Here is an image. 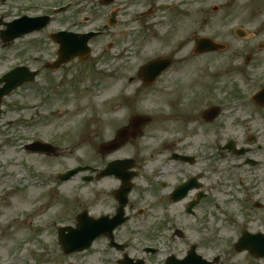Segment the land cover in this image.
I'll use <instances>...</instances> for the list:
<instances>
[{"label": "rangeland", "instance_id": "1", "mask_svg": "<svg viewBox=\"0 0 264 264\" xmlns=\"http://www.w3.org/2000/svg\"><path fill=\"white\" fill-rule=\"evenodd\" d=\"M130 2L131 12L135 13L133 29L140 32L161 28L163 34L161 40H154L140 53L139 63L155 55L172 56L174 53L176 64H197L196 70L202 81L197 94L210 91L201 96V110L208 107V101L222 108L220 117L214 120L215 124L214 121L209 123L213 126H203L200 117L188 111L183 115L190 120L186 121L182 116L178 120L182 132L176 133V137H186L184 143L190 146L188 153L198 152L200 155L198 165L191 172L202 173L201 182L207 190V198L197 208L198 217L195 219L184 214L182 204L172 209L169 217L181 221L179 225L180 228L184 226L186 236L190 234L192 239H196L197 235L193 233L198 231L203 237L210 238L216 245L214 253L218 255L219 264H264V260L258 262L248 253L232 250L240 234L263 230L258 214L264 217V107L252 103L250 97L264 85L261 81L264 77V0H195V4L193 0ZM192 6L195 10L191 9ZM214 7L218 9L213 11ZM75 8L81 13L74 16L76 21L88 19L91 13H95L93 20L97 23L89 24L88 28H100L102 23L98 22L97 4L87 0ZM15 12V9L0 5V15L13 17ZM236 29L244 32L242 39L234 35ZM201 37L224 44L226 49L193 56L194 41ZM163 38L167 41L162 42ZM36 39L28 37L15 41L8 48L0 46V76L17 66L40 72L35 83L15 90L2 104L0 264H114L111 257L116 254L108 250L105 241L100 239L90 250L65 255L59 245L58 229L67 226L75 228L76 217L84 210H88L92 218L107 212L109 209L102 205L104 199L100 195L114 188L116 181L109 178L99 183H85L82 182L85 173H80L61 183L56 180L55 174L75 167L102 168L110 159L133 156V146L112 153L99 150L100 144L112 141L116 131L127 125L128 114L136 105L135 101L130 104L121 102L125 93L129 92L123 79L128 73L125 70L120 73L122 77L112 78L106 75L107 69L111 68L108 64L91 68L92 65L87 63L81 67L73 65L71 72L66 73L68 75H52L45 65L52 58L50 46L45 43V46L41 44L39 48H34ZM99 50L97 48L93 54ZM141 65L137 64V67ZM190 70L186 68V72ZM63 81L66 84L60 87ZM145 93L148 92L139 94L136 101L138 106L145 108V114L152 121L144 128L145 137L137 144L142 151L141 157H158L163 142L175 138L172 129L181 113L173 108L177 112L170 120L173 110L169 99ZM236 98L242 99L234 101ZM215 134L219 140L217 146ZM249 134L255 135L263 146L257 154L248 156L259 163L255 168L242 164V154L237 156L218 149V146L222 148L230 141L240 147ZM34 139L51 143L57 148L56 157L28 153L25 146ZM207 141L212 144L206 145ZM11 174L15 176L14 180L9 178ZM25 174L33 175L32 180ZM140 183L138 181L139 188L142 187ZM221 184L225 185L226 193L222 191ZM30 186H34L39 194L36 202L29 206L30 210L37 209V217H29L27 212L7 213L9 195L25 194ZM46 203L49 212L43 214L41 207ZM259 208L261 213L257 212ZM14 215L21 217L20 226L10 223ZM50 222L55 225H49ZM135 229L141 231L142 228L131 223L119 235L126 237V232L133 235ZM169 232L157 241L165 242L160 245V253L171 249L170 252H173L174 248L179 251V246L173 245L178 240L173 242L168 239ZM167 240L170 245L166 244ZM162 255H157L148 264H158Z\"/></svg>", "mask_w": 264, "mask_h": 264}, {"label": "flooded vegetation", "instance_id": "2", "mask_svg": "<svg viewBox=\"0 0 264 264\" xmlns=\"http://www.w3.org/2000/svg\"><path fill=\"white\" fill-rule=\"evenodd\" d=\"M86 1L0 0V5L16 10V15L13 17L9 14L0 15V28H2L0 32L8 29V26L14 21L27 18L21 28L15 32V36L19 35L15 41L24 40L28 37L37 38L34 41V48H39L41 44L45 46V43H48L52 58L49 63L45 64L46 66L47 64H55L58 61L59 52L68 51L75 47L74 38L69 35H84L93 32L96 35L89 41L91 54L83 61L75 59L60 67H53V70H51L52 75H68L66 73L71 72L73 65L81 67L87 63L92 66L108 64L111 68L107 69L106 75H109V77H122L120 73L125 70L128 73L123 77L128 84L127 88H129V92L125 93L124 104H130L131 101L136 102L134 108L130 110L129 116L144 114L145 108L138 106L136 101L142 92L157 94L169 99V106L173 110L170 120L175 117L177 112L173 108L179 109L181 113L175 121L177 125L172 129V136H175V138L163 142V146L160 147L162 149L160 156L141 157L142 151L138 144L140 143L139 140L145 137L144 133H141V138H139L137 133L127 124L123 128L128 131L129 139L121 148L133 146V156L110 159V162L128 161L122 167L116 168L122 172L124 177L119 179L111 176L101 180L95 179L98 172L103 171L110 162H106V165L102 168H94L96 172L88 171L87 175L85 174L86 183H99L109 178L116 181L114 188L100 195L104 199L102 205L109 210L100 213L95 218L104 219L107 227L115 226L119 220H122L123 223L112 231V236L106 234L99 239L104 240L105 247L116 254L111 257L114 259V264H148L150 260L152 263L153 258L160 254H163V258L158 260V264L167 263L170 257L184 264H219L218 255L214 253L216 245L211 242L210 238L203 237V234L198 231L193 233H196V239H192L189 233L186 236L184 226L180 228L181 221L169 217L172 209L182 204L184 214L195 219L198 217L197 208L207 198V190L201 182L202 173L191 172V169H195L198 165L200 155H197L198 152L188 153L187 150L190 146H186L184 143L186 137L184 139H181L182 136L176 137L178 135L176 133L182 132L178 121L182 119L181 116L186 121L190 120L189 117L183 115L186 111L193 113L195 116L197 115L202 120L200 107L197 105V91L201 89L200 74L196 70L197 64H176L174 53L172 56H169V54L155 55L154 58L139 63L140 53L144 51L147 45L154 40L159 41L162 39V29L150 28L140 32L133 29V16L135 13L132 14L131 12V0H88L98 5L97 12L100 16L98 22L102 23L98 29H89V24L97 23L93 20V17L96 16L95 13H91V17L88 19L84 18L81 21L74 19V16H80L81 14L75 7ZM193 1L195 4V0ZM191 9L195 10L194 6ZM191 15L194 16L195 14ZM165 41L167 39L163 38L162 42ZM12 43L2 44L0 40L2 48H8ZM97 48H100V50L93 54V50L96 51ZM161 58L169 59L170 64L167 65L162 75L154 83H145L139 74L140 68L153 60ZM137 64L142 65L138 68ZM187 67L191 68L189 72H186ZM210 77L214 79L212 74ZM64 84H66L64 81L60 82L59 86L61 87ZM24 86L28 85L22 87ZM181 123L183 128V120H181ZM202 125L205 127L213 126L204 120H202ZM144 128L142 131H144ZM245 144L249 145L245 147ZM261 149L262 147L257 144V141L255 143H248L247 141L244 142L243 146L237 147V151H244L242 164L251 168L257 167L259 165L257 160L248 156L257 154ZM138 181L142 184L141 188L138 187ZM86 212L91 217L90 212L88 210ZM17 217V221H19L21 217ZM258 222L260 223V221ZM131 223L141 226V231L135 229L133 235L126 232L124 234L126 237H120L121 231ZM261 225L263 227L262 232L256 231L251 234L263 233L264 221L261 222ZM166 232H169L168 239L173 242L176 239L178 240L176 244H173L179 246L178 252L174 248L173 252H170L171 249L165 250V253H160V245L165 244V242L158 243L157 241L163 239ZM168 243L167 240L166 244L170 245ZM232 250L237 252L234 245ZM241 252L248 253L250 257L258 262L264 260L254 257L248 251ZM139 254L143 255L139 256Z\"/></svg>", "mask_w": 264, "mask_h": 264}, {"label": "water", "instance_id": "3", "mask_svg": "<svg viewBox=\"0 0 264 264\" xmlns=\"http://www.w3.org/2000/svg\"><path fill=\"white\" fill-rule=\"evenodd\" d=\"M220 48H222V47L212 43L209 40L202 39V40H199L197 42V47L195 48V52L196 53H204V52H208V51H214V50L220 49ZM86 51L87 50H85V52ZM80 53H84V52L83 51L71 52L69 54L70 58H67V60L74 57V55H78ZM65 61H66V59L61 57L58 64H61ZM148 67L144 68L143 71L146 73V70H147V74H150V75L152 73H154L156 71V69L158 68V66H153V67H150L149 69H147ZM34 77H35V73H30L26 68H16V69L12 70L10 73H8L7 75L3 76V78L0 79V84L3 83V87L0 88V101H1L3 96L9 94L13 89L19 87L22 83H24L26 81H32L34 79ZM216 114H217V112L215 110L210 113L212 118ZM145 122H147V119L135 118V119H133L131 125L133 127H136V126L138 127ZM124 138H125V133H124V131H122L119 133L118 140L120 141V140H123ZM101 148L108 150V149H116L117 147L115 144H111L108 146H101ZM29 149H31V151H33V152H43V153L44 152L50 153L52 151L51 147L46 146V145H40L37 143L31 145L29 147ZM80 171H82V169L72 170V171L68 172L67 175L63 177V179H68ZM106 173L110 174V172H106ZM67 231H69V235H67V237H65V238H62V241H61V245H62V247L66 253H71L74 251H82V250L89 248L92 240L98 234L97 228L86 227V225H83V226L81 225V227L77 230L67 229ZM91 232H93V233L91 234Z\"/></svg>", "mask_w": 264, "mask_h": 264}, {"label": "bare ground", "instance_id": "4", "mask_svg": "<svg viewBox=\"0 0 264 264\" xmlns=\"http://www.w3.org/2000/svg\"><path fill=\"white\" fill-rule=\"evenodd\" d=\"M27 193L25 194H12L10 196V205L7 206L6 211L10 214V212H27L29 217L36 218L37 217V209H29V206L36 202L37 198L39 197V194L36 192L34 186H30L26 189ZM49 207L42 206L41 211L42 213L49 212ZM30 219V218H29ZM22 220L16 221L14 225L20 226L22 223Z\"/></svg>", "mask_w": 264, "mask_h": 264}]
</instances>
